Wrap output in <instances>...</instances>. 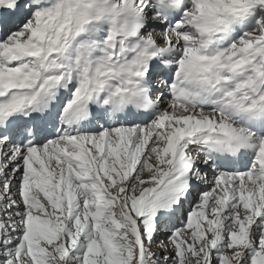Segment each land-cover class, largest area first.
<instances>
[{
  "label": "snow or ice",
  "instance_id": "obj_1",
  "mask_svg": "<svg viewBox=\"0 0 264 264\" xmlns=\"http://www.w3.org/2000/svg\"><path fill=\"white\" fill-rule=\"evenodd\" d=\"M0 264H264V0H0Z\"/></svg>",
  "mask_w": 264,
  "mask_h": 264
}]
</instances>
